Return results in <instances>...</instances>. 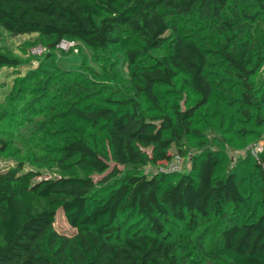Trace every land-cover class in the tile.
<instances>
[{"label": "trees", "instance_id": "16d2710c", "mask_svg": "<svg viewBox=\"0 0 264 264\" xmlns=\"http://www.w3.org/2000/svg\"><path fill=\"white\" fill-rule=\"evenodd\" d=\"M231 2L0 0V30L15 35L40 33L52 39L54 47L71 38L92 49L106 50L120 43V31L126 28L138 42L136 48L127 50L131 65L140 56H151L155 49L169 48L132 73L137 78L136 93L146 95L160 114L147 113L134 100L110 97L107 100L114 107L72 108L77 118L106 134L113 163L86 136L65 142L62 159L69 163L67 168L74 163L86 165L100 173L99 179L77 173L43 177L41 171L22 163L0 172V264H180L177 243L166 221L175 218L195 228L199 219L212 214L228 217L217 256L228 264H264L262 162L256 166L263 210L254 219L244 220L228 214L229 210L240 211L247 202L238 174L218 176L221 159L214 151L195 157L192 173L177 181L169 178L175 172L145 171L147 165L160 167L171 161L177 153L170 151L173 146L183 157L184 139L195 131L197 110L208 105L213 94L210 54L198 38L184 32L181 20L200 7L224 26L219 30H233L234 20L223 17ZM234 37L235 33L227 34L219 52L247 82L259 62L250 43L232 42ZM0 66H18V60L3 50L1 37ZM175 80L182 81L199 99L184 106L183 91L173 88L176 99L167 112L155 87L173 85ZM245 96V102H250L249 94ZM7 146L0 135V149ZM59 211L76 230L74 236L52 230ZM125 211L137 212L146 222L143 228L121 236L116 223ZM48 236L54 241L52 247L59 244L54 252L42 244Z\"/></svg>", "mask_w": 264, "mask_h": 264}, {"label": "rangeland", "instance_id": "374dc122", "mask_svg": "<svg viewBox=\"0 0 264 264\" xmlns=\"http://www.w3.org/2000/svg\"><path fill=\"white\" fill-rule=\"evenodd\" d=\"M263 3L264 0H232L223 17L234 20L233 30H219V26H224L200 7L181 20L184 32L198 38L210 54L208 74L213 94L210 103L197 110L195 131L184 139L182 169L169 178L177 181L183 174L192 173L194 158L214 151L221 159L218 176L229 172L238 174L247 202L240 211L229 210L228 214L242 220L254 219L263 210L256 166L260 161L264 168L261 161L264 157ZM231 33H235L232 42L250 43L259 62L247 82L219 52V45ZM119 35L120 43L101 50L71 38L54 47L53 40L40 33L15 35L3 28L0 30L3 50L18 60V66H0V135L8 145L5 150L0 149V172L22 163L26 168L38 169L43 177L77 173L99 179L100 173L86 165L74 163L67 168L69 163L62 159L65 142L86 136L113 163L106 134L77 118L72 108L112 105L107 100L110 97L134 100L149 114L161 113L146 95L136 93L137 78L132 73L167 53L169 48L155 49L151 56H140L131 65L127 50L136 48L138 42L126 28ZM173 88L183 91L184 106L193 105L199 99L182 81L175 80L173 85L158 84L155 90L167 112L176 99ZM245 93L249 94L250 102H245ZM170 151L178 153L179 149L173 146ZM145 171L160 172L154 165H147ZM145 222L137 212L125 211L116 224L120 227L119 234L125 236L143 228ZM227 224V216L216 214L199 219L195 228L175 218L166 221L177 243L180 264H228L216 255ZM52 230L65 237H72L76 232L62 211L58 212ZM49 237L42 244L54 252L59 244L52 247L54 241Z\"/></svg>", "mask_w": 264, "mask_h": 264}, {"label": "built area", "instance_id": "2783aa9c", "mask_svg": "<svg viewBox=\"0 0 264 264\" xmlns=\"http://www.w3.org/2000/svg\"><path fill=\"white\" fill-rule=\"evenodd\" d=\"M183 157L179 153H176L171 161L167 162L165 165L159 167L160 171L163 172H176L182 169Z\"/></svg>", "mask_w": 264, "mask_h": 264}]
</instances>
